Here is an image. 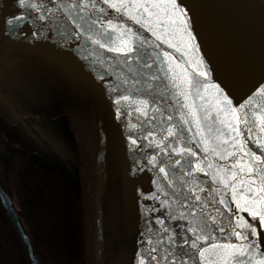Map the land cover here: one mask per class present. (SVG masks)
<instances>
[{"label":"rangeland","instance_id":"374dc122","mask_svg":"<svg viewBox=\"0 0 264 264\" xmlns=\"http://www.w3.org/2000/svg\"><path fill=\"white\" fill-rule=\"evenodd\" d=\"M11 11L12 8L8 12ZM23 16L26 17L25 23L14 26H17L15 31L19 34L24 31V38L20 37L18 42L24 44L26 41L25 53L23 51L21 54L19 69L7 71L4 77V80L15 83L16 87L18 85L20 91L13 93L7 86L6 94L22 105L21 110L28 111L30 108L31 111L30 104L36 103L39 107L34 109L36 104L32 106L33 112H44V115L52 117L64 116L70 121L73 139L65 144L67 147L55 139H49L60 155L63 156L64 149L68 148L70 157H76L87 195L85 216L91 232L85 235V245L79 241L77 246L74 242L73 246L67 247L74 262L66 257H56L55 264L95 263L94 211L92 214L88 205L93 203L92 183L95 182L96 161L101 154L105 164L101 197V214L103 212L104 215L101 264H139L141 259L147 264L153 257L151 247L156 241L177 239L173 233L181 227L175 222L180 218L178 212L172 211L176 210L173 201L176 199L177 202L178 197L172 191L184 183L191 186L193 192L196 188L198 172L194 169L198 162L197 145L201 137L195 135L197 129L192 123H184L190 120L186 115L188 109L181 107L185 100L179 93L184 89L173 87L171 74L159 63L151 60L153 63L150 67L139 65L138 77L145 109L144 123H140L137 113L131 108V104L135 105L136 102L131 98L124 99L128 85H133L132 79L126 80L119 75L118 63L113 57L115 52L108 50L115 43L88 30L66 28L49 20L37 19L25 11ZM45 22L54 24L68 39L54 33ZM12 24L9 22L7 27L10 28ZM34 43L40 44L38 49L42 47V52L32 50ZM100 44L104 47H100ZM45 48L47 50L43 51ZM187 103L195 105L200 127L204 128V118L208 113L199 109L193 92ZM12 122L9 115L0 112V135L5 129L14 130L8 126ZM169 128L175 132L174 136H168ZM187 147H191L197 155L176 151ZM3 179V173H0L2 186ZM39 205L43 208L46 204L36 201V206ZM7 224L4 227L11 230L12 226ZM47 236V242L52 243L51 237L47 239ZM62 241L65 243L68 240ZM55 251L60 252L58 249ZM45 256L48 257L39 252L42 264L47 262ZM0 264H27L21 245L13 234L0 237Z\"/></svg>","mask_w":264,"mask_h":264},{"label":"water","instance_id":"95a60500","mask_svg":"<svg viewBox=\"0 0 264 264\" xmlns=\"http://www.w3.org/2000/svg\"><path fill=\"white\" fill-rule=\"evenodd\" d=\"M119 2L121 0H107V2L105 0H0V36L5 30L7 7L19 8L37 19L42 18L62 27L100 34L115 44L120 45L122 40H131L130 46L134 47L141 56L152 59L167 69L168 64H165L162 53H170L173 58L170 63H178L181 69L187 70V74L193 80L200 81L198 89H207L200 92L205 97L201 103L203 108L207 109V116L217 114V101L223 100L224 97L231 101L230 105H223L225 111L233 107L239 108L242 104L248 105L244 111L251 110L252 113H259L260 109L264 108V92H262L264 90V0H177L180 9L186 13L188 30L193 39L189 44L188 37L181 36L178 28L170 29L175 32L174 37L169 38L162 45L151 31L130 19V12H118L109 7V4ZM123 2L134 4L143 0H123ZM109 23L131 31L120 37L118 30L109 29ZM168 43L176 47L170 48ZM199 72H206L207 77L199 76ZM223 118L224 114L221 113L220 119ZM212 124L213 120L209 116L204 125L205 137L208 136L207 128ZM216 128L227 131L222 129L218 122ZM261 137H264V133H261ZM247 147L260 154V148L254 142H249ZM217 151H223V148H217ZM198 162H202L200 166L204 171H197L198 177L193 193L200 199L195 198L194 216L190 228L204 229L201 235H212L214 228L223 227L224 222L226 207L218 201L224 198L227 202V196L223 192L217 193V189L221 186L214 182V176L216 169L225 165L226 161L215 158L210 152L205 153L203 145H200ZM207 163H212L213 168L208 169ZM96 176L93 195L95 264H101L102 154L97 159ZM0 205L19 236L30 264H41L34 254L21 220L15 213L11 198L1 187ZM247 214L248 223L255 226L258 233H264V225H261L259 219L253 221L248 212ZM213 219L216 220L215 225L212 223ZM205 224L210 227H205ZM215 236L217 239L213 242L219 240L220 233L216 232ZM193 239L195 234L190 232L189 243L183 250L187 255L179 254L186 264H200L197 249L207 243L199 241L197 249H193L190 247ZM251 239H257L260 242L264 237H251ZM260 250L264 251V243H261ZM262 258L264 257H257V259Z\"/></svg>","mask_w":264,"mask_h":264},{"label":"snow or ice","instance_id":"6c2138e0","mask_svg":"<svg viewBox=\"0 0 264 264\" xmlns=\"http://www.w3.org/2000/svg\"><path fill=\"white\" fill-rule=\"evenodd\" d=\"M109 7L116 9L118 12H130V19L151 31L161 45L167 42L169 38L174 37L175 32L170 31V29L178 28L181 36L186 35L188 37L189 44L193 39L188 30L186 13L180 9L177 0H143V2L134 4L125 3L121 0L119 3L109 4ZM108 27L111 31L118 30L120 37L131 31L130 29L119 28V26L111 23H109ZM109 38L111 39V34H109ZM96 43H99V41H96ZM130 44L131 40H122L119 46L110 47L108 50L127 55L135 51V48L131 47ZM100 47H104V45L100 44ZM168 47L174 48L176 45L168 43ZM177 51H179V48H177ZM162 56L165 64H168L173 87L184 89V91L179 93L185 100L181 107L188 109L186 115L190 117V120H185L184 123H192L193 127L197 129L195 135L201 137L197 146L203 145L205 153L210 152L215 158L229 162L216 169L214 182L221 186L217 189V193L223 192L225 196H230V202L235 204L237 210L236 222L231 225L230 232L224 227H216L212 235H201L200 233L204 229H198L197 227L188 229L189 232L195 234V239L191 241L190 247L197 249V242H207L197 249L200 264H253V262L255 264H264V258L257 259L258 256L264 257V251L260 250L264 239L258 242L257 239L249 238L250 236L264 237V233H258L255 226L250 225L248 221L238 214L241 211H246L253 221L258 218L261 225H264V137H261V133H264V108H261L259 113H252L251 110L244 111V109L248 108V105L242 104L239 108L233 107L229 111H225L223 105H230L231 101L224 97L223 100L217 101V114H209L213 124L207 128L208 136L205 137V129L200 127L201 121L197 115L196 107L194 104L187 103V101L192 96L194 89H197L196 98L204 100L205 97L200 92L207 91V89H198L197 86L200 81L193 80L187 74V70L181 69L178 63H170L173 60L170 53L163 52ZM128 58L130 59L131 57L129 56ZM199 76L206 78L207 73L199 72ZM124 99H127V97ZM204 111H207V109L205 108ZM221 113L224 114L223 119H220ZM209 116L204 118L205 121ZM217 122L222 126V129H227V131L216 128ZM189 130L191 131V129ZM213 133H218V135H213ZM174 135L175 132L169 128L168 136ZM249 142H254L260 148V154L253 152L247 147ZM217 148H223V151H217ZM176 151L180 153L187 152L191 156L197 155L191 147L179 148ZM205 161H207V156H205ZM201 163H197L194 171H204L200 166ZM207 168L212 169V163H207ZM201 191L203 190L201 189ZM195 198L196 200L200 199L199 196ZM218 203L225 205L228 211H232L224 198H221ZM240 221L243 222L241 223ZM212 223L215 225L216 220L213 219ZM205 227L210 226L205 224ZM216 232L222 234L227 242H213L217 239L215 236ZM229 236L234 237L236 243L231 242L228 239ZM188 243L189 240L185 239L184 244L187 245ZM152 251L156 252L157 249H152ZM180 251L183 255H187V253H184L182 246ZM169 258H171L170 264H186L180 258V255L171 252L164 257H150V260L159 261L163 259L167 262ZM139 264H145V261L141 259Z\"/></svg>","mask_w":264,"mask_h":264},{"label":"trees","instance_id":"16d2710c","mask_svg":"<svg viewBox=\"0 0 264 264\" xmlns=\"http://www.w3.org/2000/svg\"><path fill=\"white\" fill-rule=\"evenodd\" d=\"M46 50V48L43 49V51ZM0 74L2 73L0 72ZM2 75H0V82L4 81V78H2L3 80L1 81ZM4 76L5 75H3V77ZM8 101L18 106V108H16L18 113H15L18 121H16L14 117H11L13 122L12 124H8V126L12 127L14 130L8 129V131L5 129L1 131L0 173H3L5 177V179H3L5 186L3 185V187L1 183L0 186L8 191L13 202V207L23 224L34 254L39 262L41 263L39 252L50 257L49 259L45 256L47 259L45 264L57 263L56 257H66L69 261L74 262V258L69 256L67 247L73 246L74 242H76L77 246L79 241L85 245V235L91 232L85 216L87 205V195L84 189L85 181L83 173L75 161L76 157L74 156V159L70 157L68 148L65 149L64 152L66 153L63 156L60 155L55 151V147L52 146L51 140L49 139H57L56 141L61 139L60 141L63 143L60 141L59 143L62 144L68 143V141L73 139L70 121L64 119V116L60 118L44 114L39 115V113L36 114V112L32 111H23L21 110L22 105L15 99L9 98ZM0 112L3 111L0 110ZM4 113L8 115V113ZM51 120L53 121L51 122ZM40 124L42 126L46 124L47 126L45 125L44 127L46 128H42ZM52 124L55 128L53 129L54 132L51 129ZM48 127L51 131H48ZM99 132L102 136L101 131ZM65 134L69 137L68 141ZM63 136L66 138H63ZM39 138H42L43 142L41 139L39 141ZM35 140L37 141V145L35 144ZM38 143L41 144V146ZM43 143L48 146H45ZM63 146L66 147L65 145ZM46 149L49 150L46 151ZM70 159L71 161H69ZM96 179L95 165V182ZM102 190L104 191L103 182ZM102 190L100 193V204L103 193ZM36 201L44 202L46 204L45 207L42 208L41 205L37 207ZM89 206L93 214V203L91 202V205H88V207ZM71 222H73V224ZM91 222L93 223V219H91ZM10 234H13L17 238L27 264H30L14 228L11 227V230H9L4 227L3 230H0V237H6ZM45 236H47V239L51 237L52 243L50 241L47 242ZM64 239L68 241L64 243L62 241ZM57 249L60 250V252L55 251Z\"/></svg>","mask_w":264,"mask_h":264},{"label":"bare ground","instance_id":"6f19581e","mask_svg":"<svg viewBox=\"0 0 264 264\" xmlns=\"http://www.w3.org/2000/svg\"><path fill=\"white\" fill-rule=\"evenodd\" d=\"M11 13V12H10ZM8 15H10L9 13H8ZM12 15V14H11ZM14 15V14H13ZM13 15H12V17H13ZM15 17H16V15H15ZM11 18V17H10ZM9 19V18H8ZM14 19L15 18H13L12 20L14 21ZM21 19V18H20ZM24 19V18H23ZM12 20H10L9 19V21H10V24H11V22H12ZM26 20H28V18L26 19ZM18 20L16 19V22H17ZM22 21V20H21ZM29 21V20H28ZM16 22H15V24H16ZM19 23V25H20V23L21 22H18ZM22 23H24V22H22ZM21 23V24H22ZM50 30H52L54 33H56V34H58V35H60V36H62V37H64V38H66V39H68L67 37H66V35L64 34V32H61L60 30H59V28L58 27H56L54 24H52V23H49V22H45L44 23ZM18 25V24H17ZM23 25V24H22ZM17 27V26H16ZM20 27V26H19ZM25 26H23V28H24ZM21 28V27H20ZM25 28H27V27H25ZM18 29V28H17ZM21 30V29H20ZM26 30V29H25ZM27 30H28V28H27ZM23 31V30H22ZM34 32H36V31H34ZM24 33V32H23ZM28 34V33H27ZM26 34V36H28ZM63 34V35H62ZM22 36H25V35H22ZM47 36V35H46ZM45 36V37H46ZM3 38V37H2ZM16 38V37H15ZM22 38V37H21ZM24 38V37H23ZM28 38V37H27ZM49 40V39H48ZM23 41V40H22ZM0 42H1V40H0ZM5 42V41H4ZM15 42V41H14ZM24 42V41H23ZM30 42V41H29ZM5 43H8V42H5ZM11 43V42H10ZM10 43H8V44H10ZM25 43H26V41H25ZM24 43V44H25ZM28 43V42H27ZM31 43V42H30ZM13 45L15 44V43H12ZM11 45V44H10ZM17 45V44H16ZM27 45V44H26ZM114 46H119V44H115ZM12 50V49H11ZM7 51H9V50H7ZM0 55H1V53H0ZM5 56H7L8 58H9V54L7 55V52H6V55ZM10 56H11V54H10ZM131 57L130 59L128 58V57ZM6 57V58H7ZM113 57L115 58V60L117 61V63H118V71H119V75H121V77H123V78H125L126 80H129L130 79V77H131V79H132V82H133V85H128V87H127V89H126V96H127V98L129 99V98H131V99H133L135 102H136V104L135 105H133V103L131 104V108H132V111L133 112H136L137 113V116H138V121L140 122V123H144V119H145V117L143 116V114H144V104H143V99H142V92H141V85H140V83H139V77H138V75H139V65L141 66L142 64L140 63V61H139V59L140 58H143V56H141L140 55V53L139 52H137L136 50L134 51V52H132V53H128L127 55H123V54H120V53H117V52H115V53H113ZM1 58H3V57H1ZM10 59V58H9ZM8 59V60H9ZM18 59V58H17ZM17 59H16V61H17ZM119 59H124L123 61H119ZM144 59V58H143ZM145 59L147 60L148 58H146L145 57ZM11 60V59H10ZM9 60V61H10ZM149 60V59H148ZM152 60V59H151ZM150 60V62L151 63H153L152 61ZM1 61H2V59H1ZM15 61V62H16ZM140 63V64H139ZM154 63H155V61H154ZM10 64L11 65H13L12 64V61H11V63L10 62H8V61H6V62H4V63H0V72L3 74V75H7L8 73H7V69H9L10 68ZM14 65H15V63H14ZM143 66V65H142ZM3 68H4V71H3ZM164 68H165V70H167L168 71V69L164 66ZM11 70V69H10ZM9 70V71H10ZM8 71V72H9ZM20 73V72H19ZM2 74H0V75H2ZM3 75H2V77H1V81L3 80L2 78H4V77H6V76H4L3 77ZM8 77H10V75L9 76H7V78ZM6 79V78H5ZM131 79H130V81H131ZM6 80H4L3 82H0L3 86H4V82H5ZM10 81V80H9ZM9 84V83H8ZM9 86H10V84H9ZM2 87V86H1ZM4 87H7V86H4ZM196 91L197 90H193L192 92H193V94H194V96H195V98H196ZM201 94V93H200ZM142 99V100H141ZM197 99V98H196ZM201 101H203V100H200V99H197V102H198V107H199V109L200 110H203L204 111V108H203V106H202V103H201ZM130 101L128 100V103H129ZM36 103H34V105H35ZM138 104V105H137ZM31 105V111L33 112V110L35 109V108H38L37 107V104L35 105L36 107H34V109H32V106H34V105H32V104H30ZM20 107V106H19ZM41 108V107H40ZM22 109V108H21ZM28 111L30 110V108L29 109H27ZM24 111V110H23ZM44 111V110H43ZM35 112H36V110H35ZM24 113V112H23ZM38 113V112H37ZM36 113V114H37ZM44 112H41V114H43ZM22 114V113H21ZM27 114V113H26ZM23 115V114H22ZM40 115V114H39ZM43 117V116H42ZM34 118V117H33ZM32 118V119H33ZM48 118H49V116H48ZM24 119H26V118H24ZM28 119H29V117H28ZM42 119V118H41ZM44 119V118H43ZM27 120V119H26ZM45 120V119H44ZM30 121H32V120H30ZM46 121H48V120H46ZM53 120H51V122H52ZM41 122H42V120H41ZM50 122V123H51ZM21 123H22V121H21ZM27 123V122H26ZM34 123V122H33ZM44 123V122H43ZM205 123H206V121H205ZM204 123V124H205ZM35 124H37V123H35ZM42 124V123H41ZM40 124V126L43 128L46 124H44V126H42ZM49 124V123H48ZM38 125V124H37ZM47 126V125H46ZM54 125L52 124V127H51V129H52V131L54 132V130L53 129H55L54 127H53ZM44 128H46V127H44ZM49 128V127H48ZM143 128V127H142ZM51 129L49 128V130L48 131H51ZM41 130V129H40ZM46 130V131H47ZM47 131V132H48ZM52 132V133H53ZM146 132V131H145ZM45 133V132H44ZM153 133H154V131H153ZM50 134V133H49ZM57 134V133H56ZM52 135H54V134H52ZM66 135V134H65ZM38 136V135H37ZM56 136V135H55ZM61 136V135H60ZM67 136V141H68V139H69V137H68V135H66ZM71 136V135H70ZM155 136H156V134H155ZM61 138V137H60ZM63 138H66L65 136H63ZM40 139L42 140V138H39V141H40ZM57 140V139H56ZM61 140V139H60ZM60 140H58V142L60 141ZM36 140H35V144H36ZM42 142H43V140H42ZM60 142H62V141H60ZM64 142H65V140H64ZM40 143V142H39ZM38 143V144H39ZM46 143V142H45ZM45 143H43L44 145H45ZM63 143V142H62ZM61 143V145H65V144H67V143H65V144H62ZM47 144V143H46ZM187 144V143H186ZM37 145V144H36ZM40 146H41V144H39ZM45 146H48V145H45ZM43 147V146H42ZM41 147V148H42ZM64 147V146H63ZM66 147H67V145H66ZM155 147H157V146H155ZM39 148V147H38ZM44 148H48V147H44ZM151 148V147H150ZM43 149V148H42ZM41 149V150H42ZM66 149V148H65ZM65 149H64V151H65ZM49 150V149H48ZM47 149H46V151H48ZM154 151V150H153ZM45 152V151H44ZM66 152H64V154H65ZM168 154H169V151L167 152ZM166 153V154H167ZM145 154V153H144ZM147 155V154H146ZM171 155V154H170ZM150 156V155H149ZM161 156V155H160ZM174 156H176V155H174ZM199 156V155H198ZM65 157H66V155H65ZM156 157V156H155ZM168 157V156H167ZM70 158V157H69ZM146 158H148V157H146ZM180 158V157H179ZM67 159V158H66ZM177 159V158H176ZM175 159V160H176ZM151 160V159H150ZM158 160V159H157ZM69 161H71V159L69 160ZM148 161V160H147ZM227 163H229V162H227L226 161V164ZM162 164H163V162H162ZM105 165V164H104ZM165 165V164H164ZM148 165H146V167H147ZM150 166V165H149ZM163 166V165H162ZM172 166V165H171ZM165 167H167L166 165H165ZM147 168H149V167H147ZM161 169H163L162 167H161ZM171 169V168H170ZM186 169V168H185ZM165 170H166V168H165ZM164 170V171H165ZM167 171V170H166ZM160 172H162V171H160ZM167 173V172H166ZM148 174V173H147ZM163 174V173H162ZM165 174V173H164ZM169 174V173H168ZM86 176H88L87 175V173H86ZM167 176H169V175H167ZM171 176V175H170ZM144 178V177H143ZM171 178V177H170ZM145 179V178H144ZM168 178H166V180H167ZM175 179V178H174ZM145 181V180H144ZM160 181V180H159ZM94 182V181H93ZM168 182V181H167ZM92 183V182H91ZM103 183H104V181H103ZM147 183H148V181H147ZM163 183H164V181H163ZM163 183L161 184V185H163ZM169 183V182H168ZM174 183H175V181H174ZM94 183H92V185H93ZM159 184H160V182H159ZM167 184V183H166ZM176 184V183H175ZM192 184V183H191ZM91 185V186H92ZM170 185V184H169ZM177 185V184H176ZM160 186V185H159ZM166 186V185H165ZM173 186V185H172ZM104 187V186H103ZM171 187V186H170ZM169 187V188H170ZM174 188H176L175 186H173ZM160 188V187H159ZM158 188V189H159ZM163 188V187H162ZM168 188V189H169ZM166 189V188H165ZM173 189V188H172ZM177 190H174V191H172V192H174V194H175V197L178 199V201L176 202V199H175V201H173V202H175L173 205L175 206V208H176V210L175 211H172V212H175V213H177V215L179 216V218H180V220L178 221V219H176L175 220V222H178V224H179V226H181L175 233H173L176 237H177V239H176V241L175 240H173V241H170L169 239H167L166 238V240L164 239V241H156L153 245H152V247H151V249H157V251L156 252H153L152 251V253H154V254H152V256L153 257H164V256H166L168 253H174V254H177V255H179L180 253H181V251H180V249H181V246L183 247V250H184V248H185V244H184V240L185 239H189V236H190V232L188 231V229H190V226H191V223H192V219H193V216H194V208H195V205H194V203H195V195H194V193H193V191L191 190V186H189L188 187V185H185V183H184V185H179V186H177V188H176ZM164 191V190H163ZM167 191V190H166ZM102 192H103V190H102ZM162 193V192H161ZM103 195V194H102ZM170 195H171V193H170ZM102 197V196H101ZM166 197V196H165ZM174 197V198H175ZM167 198V197H166ZM168 198H170V197H168ZM172 198V197H171ZM102 200V199H101ZM154 200V199H153ZM164 200V199H163ZM170 200V199H169ZM231 201V197L230 196H227V203H228V206L232 209V211H228V208L226 207V210H225V216H224V222H223V227L226 229V230H228L229 232H230V229H231V225L233 224V223H235L236 221H235V216H236V213H237V210H236V208H235V204L234 203H231L230 202ZM102 202V201H101ZM169 202H171V201H169ZM173 202H171V204L173 203ZM164 204V203H163ZM172 205V207H174ZM194 205V206H193ZM102 207H103V203H102V205H101ZM153 207V206H152ZM155 207V206H154ZM153 207V208H154ZM156 209V208H155ZM102 211H103V209H102ZM174 213V214H175ZM239 214V216H241V217H243V219L244 220H246V221H248V214H247V212L246 211H241V212H239L238 213ZM168 215V214H167ZM166 215V216H167ZM102 216L104 217V215H103V212H102ZM178 218V217H177ZM104 219V218H103ZM241 223L243 222V221H240ZM152 223V222H151ZM104 228V227H103ZM93 232V231H92ZM183 236H186V238L184 239V237ZM95 237V236H94ZM180 238V239H179ZM250 239H251V236L249 237ZM228 239H230L231 240V242H233V243H236V240H235V238L234 237H231V236H229L228 237ZM159 240V239H158ZM181 240V241H180ZM94 241H95V239H94ZM225 242H227V240L224 238V236L222 235V234H220V237H219V240L217 241V243H225ZM156 254V255H155ZM170 260H171V258H169V261H164L163 259H160L159 261H157V260H155V259H152V260H149V262L147 263V264H170ZM95 264V263H94ZM253 264H255V262H253Z\"/></svg>","mask_w":264,"mask_h":264},{"label":"flooded vegetation","instance_id":"af4514ba","mask_svg":"<svg viewBox=\"0 0 264 264\" xmlns=\"http://www.w3.org/2000/svg\"><path fill=\"white\" fill-rule=\"evenodd\" d=\"M10 8H12V7H8L7 9H6V11H5V21H4V31H3V33L1 34V36H0V40H1V42H0V53H1V55H0V63H4V62H6V61H8V62H10L11 63V61H12V64L13 65H11L10 64V68L9 69H7V71H9L10 69L11 70H14V71H17V69H19V66H18V63L21 61V54L23 53L21 50H17V49H15L14 50V52L11 54V56H10V53H9V51H7V49H6V47H8V43H15L14 45L16 46V47H22V46H24V44L22 43V44H20L18 41H20L19 39H20V37H23V36H20V34H19V32L18 31H15V27L16 26H14L15 25V22H16V19L18 20L16 23H18V22H24L25 23V16H23L24 15V12H22V11H20V10H17V9H15V8H12L13 9V11H11V13H12V15H13V17H12V15H11V13L10 12H8L9 11V9ZM8 13L10 14V15H8ZM15 15H16V17H15ZM11 17V18H10ZM10 20H12L13 18H15L14 19V21L12 20V22H13V24H12V26L10 27V28H8L7 27V24L10 22L9 21V19ZM21 18V19H20ZM24 18V19H23ZM22 20V21H21ZM23 23V24H24ZM18 25H19V23H18ZM14 26V27H13ZM12 28V29H11ZM22 32H24V31H22ZM12 37H11V36ZM3 37V38H2ZM11 37V38H10ZM16 37V38H15ZM8 42V43H5V42ZM15 41V42H14ZM10 43V44H11ZM18 43V44H17ZM17 44V45H16ZM15 47V48H16ZM6 52H7V55L9 54V58L11 59H9L7 56H5L6 55ZM1 57H3V58H1ZM7 57V58H6ZM18 58V59H17ZM1 59H2V61H1ZM10 61H9V60ZM16 59H17V61H16ZM16 61V62H15ZM139 61H140V63L141 64H144V65H149V66H152V63L150 62V59L148 60H146V59H143V58H140L139 59ZM14 63H15V65H14ZM162 67V66H161ZM164 68V67H163ZM10 70V71H11ZM3 71H4V68H3ZM10 84V86H9V84ZM4 86H8V88H10L9 90H11V92H13V93H16L17 91L19 92L20 91V87H18V85H17V87H16V84L15 83H10V82H8V81H5L4 83ZM2 86V87H1ZM3 85H1L0 84V99H2V100H0V110L1 111H3V112H6V113H11V114H15V113H18L16 110V108H18V106L17 105H13V104H11L9 101H8V99L9 98H11V97H9V96H7V87H4ZM5 192H6V194L9 196V193L7 192V190L6 189H4L2 186H0ZM10 197V196H9ZM15 210V209H14ZM15 213L17 214V212H16V210H15ZM17 216H18V214H17ZM19 217V216H18ZM7 223H9L10 225H11V223H10V221H9V218H8V215H7V213L4 211V209H3V207L0 205V227H1V229L3 230V228H4V224H6V225H8ZM12 226V225H11ZM13 227V226H12Z\"/></svg>","mask_w":264,"mask_h":264},{"label":"crops","instance_id":"0c3cea01","mask_svg":"<svg viewBox=\"0 0 264 264\" xmlns=\"http://www.w3.org/2000/svg\"><path fill=\"white\" fill-rule=\"evenodd\" d=\"M22 35H25V34H24L23 32H21L20 36H22ZM11 37H12V36H11ZM23 37H24V36H23ZM17 44H18V43H17ZM34 46H35V47H33L32 50H36V49H38V47L40 46V44H36V43H34ZM15 47H16V46L13 45V44L11 43V45L8 44V47H6V49L9 50V53H10V54H12V53L14 52L15 49H17L18 51L21 50L22 52L24 51V53H25V48H26V47H25V44H24V48H22L23 46H22V47H16V48H15ZM11 49H12V50H11ZM41 49H42V47H40V49H38V50H40V51L42 52ZM32 61L36 62L35 60H32ZM18 66H19V63H18ZM8 115H9L10 117H14V119H15L16 121H18V119H17V117L15 116V114H11V113L9 114V113H8Z\"/></svg>","mask_w":264,"mask_h":264}]
</instances>
